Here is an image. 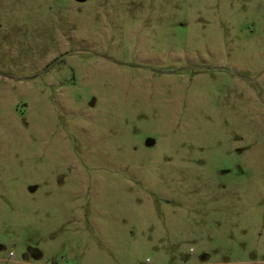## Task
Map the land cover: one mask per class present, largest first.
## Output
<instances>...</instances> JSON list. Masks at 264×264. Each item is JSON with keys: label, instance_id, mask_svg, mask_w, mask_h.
I'll use <instances>...</instances> for the list:
<instances>
[{"label": "rangeland", "instance_id": "1", "mask_svg": "<svg viewBox=\"0 0 264 264\" xmlns=\"http://www.w3.org/2000/svg\"><path fill=\"white\" fill-rule=\"evenodd\" d=\"M0 264H264V0H0Z\"/></svg>", "mask_w": 264, "mask_h": 264}]
</instances>
